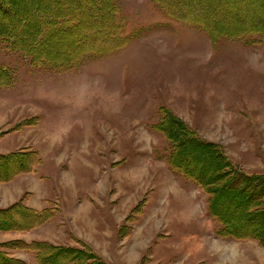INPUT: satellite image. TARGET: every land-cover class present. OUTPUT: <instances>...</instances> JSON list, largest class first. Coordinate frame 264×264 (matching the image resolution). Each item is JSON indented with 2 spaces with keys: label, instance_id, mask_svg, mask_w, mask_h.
I'll return each mask as SVG.
<instances>
[{
  "label": "rangeland",
  "instance_id": "1",
  "mask_svg": "<svg viewBox=\"0 0 264 264\" xmlns=\"http://www.w3.org/2000/svg\"><path fill=\"white\" fill-rule=\"evenodd\" d=\"M34 1L4 3L8 13L0 11V25L25 27L18 34L44 56L71 55L78 40L66 30L36 41L43 20H52L55 11L84 15L95 30L101 23L113 25L108 10L99 19L76 1L46 0L39 9ZM116 2L123 35L131 41L75 68L33 66L30 57L0 41V66L15 78L0 87V153L37 150L45 160L38 173L20 176L12 189L0 186V208L22 196L57 211L38 230H0V243L16 247L11 243L46 239L81 247L86 241L106 264H264V245L257 239L217 234L207 200L212 190L213 210L237 235L264 240L263 213L248 216L264 206V181L231 183L223 174L264 175V45L257 43L263 37L223 36L213 43L153 0ZM230 10L236 24L226 28L231 34L264 29V0H245ZM164 113L163 128L171 136L158 130ZM219 148L234 163L224 159L223 173L221 158L210 156ZM175 155L184 160L177 166L184 175L169 164ZM8 161L0 162V177L26 163ZM20 218L12 212L0 224L31 220ZM8 252L36 264L32 253Z\"/></svg>",
  "mask_w": 264,
  "mask_h": 264
},
{
  "label": "trees",
  "instance_id": "2",
  "mask_svg": "<svg viewBox=\"0 0 264 264\" xmlns=\"http://www.w3.org/2000/svg\"><path fill=\"white\" fill-rule=\"evenodd\" d=\"M11 0H0V11L4 12V14L8 13V9L4 5V3H10ZM46 0H35L37 4V9L42 8V3ZM69 2L76 1L77 6H84L86 8H92L94 13L98 15L99 19H103L108 10V14L111 15V21L113 23L112 27H109L106 25H103L101 23L99 25L100 30H95L96 27L93 23H89L83 18H78L81 16L80 14L74 15V12H68L67 14L61 13L58 11H55L53 13L55 16L52 18V20L45 22L43 20L44 26L39 30L36 41L37 42H43L46 38V35L49 33V35H53L54 33H60L62 31L69 30L71 32L70 35H73L74 39L77 43L75 45V50L71 55L65 54L67 56L65 57H59V55L54 56H44L40 54V49L36 44H34L32 47L28 46L29 44L22 40L21 36L18 34V30L23 31L24 29L22 25L18 30H13V28H6L5 25H0V41L2 44H4L6 48L7 47L11 51H15L17 53L22 54L24 57L28 56L31 59V65L37 66V67H43L46 69H51L54 71H64L71 68H75L82 64L88 57L92 56H102L111 54L117 50H120L124 48L130 41L132 36L125 37L122 32V25L120 24L121 17H120V10L117 5L116 0H68ZM163 11L165 14H167L169 17L177 19L179 21H182L183 23L193 26L207 34V36L212 40L213 43L218 41L223 36L228 37H234L239 38L240 35L245 34L248 36H251V34H259L263 37L258 44L264 45V29L260 32L259 30L253 31L248 30L246 33H239V34H231L227 31L226 28L228 26H233L236 24H232L230 21V15L231 10L236 7V5H240L245 2V0H153ZM59 2V1H57ZM7 3V4H8ZM78 3V4H77ZM106 4L108 5V9H106ZM225 7H227L229 10H227ZM106 10V11H105ZM42 12V11H41ZM40 13V12H39ZM41 17L45 18L43 14H41ZM120 19V20H119ZM7 23V21H6ZM217 29H219V32L214 31L213 26ZM82 25L83 29L78 30V28H81ZM239 25V24H237ZM51 27H53L52 30ZM23 29V30H22ZM249 28H246L247 30ZM233 31V30H232ZM55 35V34H54ZM124 39V41L121 43L120 40ZM104 40V41H102ZM102 41V42H101ZM79 42V43H78ZM27 57V58H28ZM14 74L11 71V69H8L6 67L0 66V87H8L14 83ZM165 117H163V120L165 122H162L161 129L158 128L162 133L167 136H171L170 132L167 131L166 126L164 129L163 126L165 125L167 118L166 113ZM171 117V116H170ZM169 117V118H170ZM167 131V132H166ZM172 134L175 136V133L172 132ZM176 137V136H175ZM193 141H197V138H194ZM198 144V143H197ZM219 151H215L210 153L212 157H216V159H220L222 161H219V168L218 171L223 170L224 168V159L229 160L231 163L234 164L233 161L229 159V157L224 153L222 149L219 148ZM177 153V149H176ZM215 153V154H214ZM172 156L168 157V161L170 166L175 168V171L182 173L184 175V172L182 169H179L177 166H183V158L177 160L176 155L173 159H171ZM8 160H13L14 162L23 161L25 160L26 163L16 168V170H12L9 172L8 176L0 177V182H11L14 180L16 176L23 173H31L34 168L42 163V160L39 156V154L36 151H18L13 152L8 155H0V162H9ZM18 160V161H16ZM176 167H175V166ZM237 166V165H236ZM222 172V171H221ZM223 173V172H222ZM224 175H227V177H231V183H234L235 181H240L242 178L244 180L249 182H263L264 181V175L262 176H250L240 170L231 171L232 176H230V173ZM236 178V179H235ZM197 179V178H196ZM198 180V179H197ZM215 183V182H214ZM213 183V184H214ZM230 185L232 186V184ZM198 186L205 191V186L198 180ZM211 198L208 200V213L209 215L217 222L219 225V228L217 230V234L223 238H234L237 240H258L264 245V240L256 238L254 235L250 236H239L237 235V232L235 233V230L233 228H230L229 222H227L224 218L221 216L220 212H215V209L213 210V198L212 194L213 191L211 190L208 192ZM263 200H260L262 202ZM260 204V203H259ZM264 203H261V206H263ZM254 208V207H253ZM253 208L248 212V216H257V214L264 215V206L262 209L253 210ZM18 214L22 219V217H30V221L26 223L22 222H12L11 224L4 225L0 224V230L2 231H32L33 229L46 224L50 221H52L55 216L57 215V211L46 208L41 212H38L36 210H33L31 208H28L25 206L24 201L21 200L15 204H13L9 208L0 209V219L2 217H7L11 213ZM227 217V216H226ZM19 219V221H21ZM7 222V221H6ZM237 231V230H236ZM11 244H18L15 246H6L4 244H0V264H26L24 261H19L17 259H13L10 257V253L8 252L11 250H23L28 253H32L34 255V259L36 264H48L50 260H53L56 258L59 254L60 255H66L65 259L61 261V264H106L105 261L96 254L90 247L83 245L80 243L81 247H70V246H64V245H54L49 242H43V241H33L30 243L27 242H15ZM47 253V254H46ZM46 254V255H45ZM55 260V259H54Z\"/></svg>",
  "mask_w": 264,
  "mask_h": 264
},
{
  "label": "crops",
  "instance_id": "3",
  "mask_svg": "<svg viewBox=\"0 0 264 264\" xmlns=\"http://www.w3.org/2000/svg\"><path fill=\"white\" fill-rule=\"evenodd\" d=\"M29 150V149H28ZM29 151H31V150H29ZM33 151H36L38 154H39V156H40V158H41V160H42V164H40V166H42L44 163H45V160H44V156H43V154H41L39 151H37V150H33ZM16 152V151H15ZM12 152H6V153H4V152H1L0 153V155H8V154H11ZM39 166V165H38ZM38 166H36L35 168H34V170L31 172V173H23V174H19L18 176H16L15 178H14V180H12L11 182H8V183H6V182H0V186H4V188H6V189H12L13 188V185L15 184V182H16V180L21 176H24V177H30V176H32V174H36V173H38V171H37V169L39 168ZM26 193H28V192H26ZM30 194V193H29ZM28 194V195H29ZM38 198H39V194H37V200H38ZM21 200H23L24 201V204H25V206L26 207H28V208H31V209H33V210H36V211H38V212H41V211H43L44 209H46L47 207L46 206H44V205H38V203H37V205H31V204H29V200L27 199H24V198H22V196L20 197V198H16L15 200H14V204L15 203H17V202H19V201H21ZM17 201V202H16ZM28 201V202H27ZM7 206V205H6ZM0 209H5V208H0ZM56 218V217H55ZM54 218V219H55ZM110 223V222H109ZM108 223V224H109ZM48 224H51V223H48ZM47 223L46 224H43V225H41V226H39V227H37V228H35V229H33L32 231H35V230H38V229H40V228H42L43 226H46V225H48ZM109 225H111V224H109ZM32 231H29V232H32ZM11 233H17V231H10ZM11 233H9V234H11ZM27 233V232H26ZM23 240V239H22ZM33 241H43V242H48V241H46V239H34V240H29V241H26L27 243H30V242H33ZM1 244V243H0ZM55 245H58V244H55ZM83 245H86V246H88V247H90V248H93L94 249V247H92L89 243H87L86 241H83ZM94 252L96 253V254H98L100 257H102L95 249H94Z\"/></svg>",
  "mask_w": 264,
  "mask_h": 264
}]
</instances>
